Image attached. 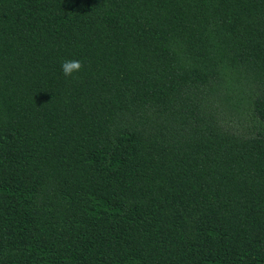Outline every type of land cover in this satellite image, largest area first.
Instances as JSON below:
<instances>
[{
    "label": "trees",
    "instance_id": "16d2710c",
    "mask_svg": "<svg viewBox=\"0 0 264 264\" xmlns=\"http://www.w3.org/2000/svg\"><path fill=\"white\" fill-rule=\"evenodd\" d=\"M0 264H264V0H0Z\"/></svg>",
    "mask_w": 264,
    "mask_h": 264
},
{
    "label": "clouds",
    "instance_id": "9594fccd",
    "mask_svg": "<svg viewBox=\"0 0 264 264\" xmlns=\"http://www.w3.org/2000/svg\"><path fill=\"white\" fill-rule=\"evenodd\" d=\"M83 69V63L79 60H64L61 62V71L66 78H73L75 73Z\"/></svg>",
    "mask_w": 264,
    "mask_h": 264
}]
</instances>
